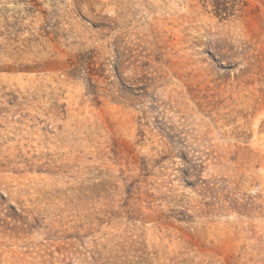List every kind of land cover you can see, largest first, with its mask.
Here are the masks:
<instances>
[{"label":"rangeland","instance_id":"obj_1","mask_svg":"<svg viewBox=\"0 0 264 264\" xmlns=\"http://www.w3.org/2000/svg\"><path fill=\"white\" fill-rule=\"evenodd\" d=\"M227 1L0 0V264H264V0Z\"/></svg>","mask_w":264,"mask_h":264},{"label":"trees","instance_id":"obj_2","mask_svg":"<svg viewBox=\"0 0 264 264\" xmlns=\"http://www.w3.org/2000/svg\"><path fill=\"white\" fill-rule=\"evenodd\" d=\"M207 3H210L213 6V11L214 13L219 16L222 17H229V12H230V8H229V2L227 0H205ZM244 6H246V2L243 1Z\"/></svg>","mask_w":264,"mask_h":264},{"label":"built area","instance_id":"obj_3","mask_svg":"<svg viewBox=\"0 0 264 264\" xmlns=\"http://www.w3.org/2000/svg\"><path fill=\"white\" fill-rule=\"evenodd\" d=\"M253 193H256V190H253Z\"/></svg>","mask_w":264,"mask_h":264}]
</instances>
